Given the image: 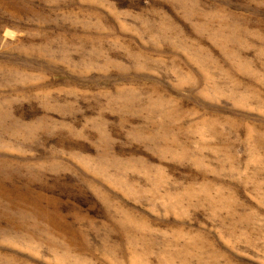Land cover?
Returning a JSON list of instances; mask_svg holds the SVG:
<instances>
[{
    "label": "rangeland",
    "instance_id": "obj_1",
    "mask_svg": "<svg viewBox=\"0 0 264 264\" xmlns=\"http://www.w3.org/2000/svg\"><path fill=\"white\" fill-rule=\"evenodd\" d=\"M0 264H264V0H0Z\"/></svg>",
    "mask_w": 264,
    "mask_h": 264
}]
</instances>
